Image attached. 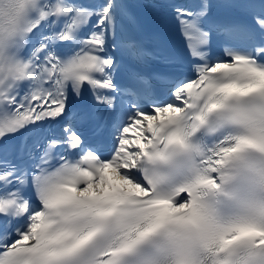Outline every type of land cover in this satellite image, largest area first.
Wrapping results in <instances>:
<instances>
[{"label": "snow or ice", "instance_id": "obj_1", "mask_svg": "<svg viewBox=\"0 0 264 264\" xmlns=\"http://www.w3.org/2000/svg\"><path fill=\"white\" fill-rule=\"evenodd\" d=\"M134 7L0 0V264H264V0Z\"/></svg>", "mask_w": 264, "mask_h": 264}]
</instances>
